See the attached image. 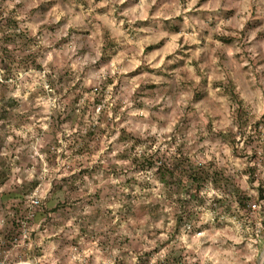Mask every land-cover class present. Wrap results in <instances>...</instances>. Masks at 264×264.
Wrapping results in <instances>:
<instances>
[{"label": "clouds", "instance_id": "clouds-1", "mask_svg": "<svg viewBox=\"0 0 264 264\" xmlns=\"http://www.w3.org/2000/svg\"><path fill=\"white\" fill-rule=\"evenodd\" d=\"M0 264H264V0H0Z\"/></svg>", "mask_w": 264, "mask_h": 264}]
</instances>
